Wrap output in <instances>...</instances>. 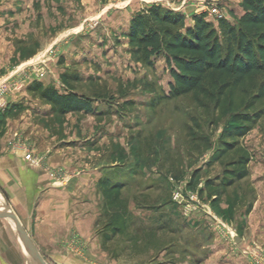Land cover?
<instances>
[{
  "label": "rangeland",
  "instance_id": "1",
  "mask_svg": "<svg viewBox=\"0 0 264 264\" xmlns=\"http://www.w3.org/2000/svg\"><path fill=\"white\" fill-rule=\"evenodd\" d=\"M153 5L183 14L188 25L195 14L217 27L218 13L230 23L243 13L241 0H0V138L9 153L22 150L29 167L44 166L55 181L112 173L126 180L131 229L104 250L111 264H174L181 257L253 264L251 249L264 256V212L254 211L264 197V116L239 140L252 154L248 177L214 203L218 195L204 184L221 175L215 156L231 121L226 115L212 125L216 114L192 95L166 99L172 79L162 58L153 67L132 60L125 32L134 14ZM62 73L78 76L72 88L93 100L92 113H52L27 91L40 82L62 92ZM194 132L210 147L192 142ZM33 260L23 250L22 264Z\"/></svg>",
  "mask_w": 264,
  "mask_h": 264
},
{
  "label": "trees",
  "instance_id": "2",
  "mask_svg": "<svg viewBox=\"0 0 264 264\" xmlns=\"http://www.w3.org/2000/svg\"><path fill=\"white\" fill-rule=\"evenodd\" d=\"M241 8L236 23L221 18L215 27L203 13L193 15L188 25L183 14L153 5L134 14L125 32L134 62L153 67L156 60H164L172 79L166 99L192 95L199 106L216 114L212 125L229 116L231 124L223 129L215 156L223 170L204 184L208 194L218 195L214 203L248 177L252 154L239 140L264 116V0H241ZM59 78L62 92L40 82H32L27 91L49 105L52 113H92L93 100L72 88L78 76L62 73ZM196 128L200 129L198 124ZM192 136V142L210 147L208 139L197 137L196 132ZM96 186L101 212L95 227L107 251L117 236L131 229L129 202L123 197L128 184L112 173L102 175ZM130 242L129 247L135 248V239Z\"/></svg>",
  "mask_w": 264,
  "mask_h": 264
},
{
  "label": "crops",
  "instance_id": "3",
  "mask_svg": "<svg viewBox=\"0 0 264 264\" xmlns=\"http://www.w3.org/2000/svg\"><path fill=\"white\" fill-rule=\"evenodd\" d=\"M98 178L55 181L44 166L29 167L22 150L9 153L5 138H0V191L49 264L109 263L95 227ZM263 201L264 197L255 203V212H264ZM260 243L264 246L263 238ZM22 258L23 248L11 223L0 215V264H22ZM189 259L181 257L174 264H193ZM167 261L160 264H172Z\"/></svg>",
  "mask_w": 264,
  "mask_h": 264
},
{
  "label": "water",
  "instance_id": "4",
  "mask_svg": "<svg viewBox=\"0 0 264 264\" xmlns=\"http://www.w3.org/2000/svg\"><path fill=\"white\" fill-rule=\"evenodd\" d=\"M1 208L3 209L0 213L1 217L6 218L9 222L11 221V223L14 225L24 252L29 256V258L31 257L32 259H34L33 261H36L37 264H47L45 259L33 244L22 223L11 209L10 205L7 202L3 201V205ZM232 237L236 243L240 241V238L236 234L233 233Z\"/></svg>",
  "mask_w": 264,
  "mask_h": 264
},
{
  "label": "built area",
  "instance_id": "5",
  "mask_svg": "<svg viewBox=\"0 0 264 264\" xmlns=\"http://www.w3.org/2000/svg\"><path fill=\"white\" fill-rule=\"evenodd\" d=\"M217 18H223V15L218 13ZM66 177L67 174L65 173V178ZM249 253L253 264H264V256L260 254L256 248L251 249Z\"/></svg>",
  "mask_w": 264,
  "mask_h": 264
},
{
  "label": "bare ground",
  "instance_id": "6",
  "mask_svg": "<svg viewBox=\"0 0 264 264\" xmlns=\"http://www.w3.org/2000/svg\"><path fill=\"white\" fill-rule=\"evenodd\" d=\"M0 202L2 203V205H3V200H2V198H1V196H0ZM13 225V224H12ZM13 227H14V225H13ZM14 229H15V227H14ZM16 230V229H15ZM17 232V231H16ZM18 234V233H17ZM18 238H19V236H18ZM36 262V261H35ZM37 263V262H36Z\"/></svg>",
  "mask_w": 264,
  "mask_h": 264
}]
</instances>
